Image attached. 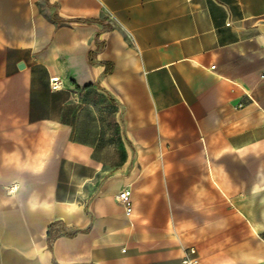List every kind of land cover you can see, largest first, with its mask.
<instances>
[{"label":"crops","instance_id":"crops-1","mask_svg":"<svg viewBox=\"0 0 264 264\" xmlns=\"http://www.w3.org/2000/svg\"><path fill=\"white\" fill-rule=\"evenodd\" d=\"M185 257L264 264V0H0V264Z\"/></svg>","mask_w":264,"mask_h":264},{"label":"built area","instance_id":"built-area-1","mask_svg":"<svg viewBox=\"0 0 264 264\" xmlns=\"http://www.w3.org/2000/svg\"><path fill=\"white\" fill-rule=\"evenodd\" d=\"M49 87L52 90H58L61 88V82L58 80L57 77H51L49 78ZM17 190V185H11L8 189L7 192L8 193H12L15 192ZM130 195H131V190H130V186L124 187L122 188L116 198L117 200L123 205L125 213L129 214L131 212V199H130ZM190 253H194V250L191 249ZM183 263L185 264H195L196 260L193 258H188L185 257L183 259Z\"/></svg>","mask_w":264,"mask_h":264}]
</instances>
